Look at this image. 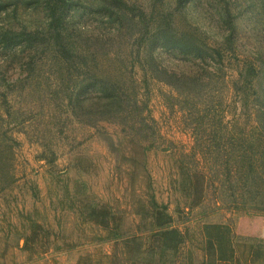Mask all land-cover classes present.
Returning <instances> with one entry per match:
<instances>
[{
  "label": "rangeland",
  "instance_id": "obj_1",
  "mask_svg": "<svg viewBox=\"0 0 264 264\" xmlns=\"http://www.w3.org/2000/svg\"><path fill=\"white\" fill-rule=\"evenodd\" d=\"M54 1L0 0V264H264V212L215 205L202 178L264 127V0H71L58 41ZM22 30L44 41L5 42ZM104 78L144 101V134L96 121Z\"/></svg>",
  "mask_w": 264,
  "mask_h": 264
},
{
  "label": "trees",
  "instance_id": "obj_2",
  "mask_svg": "<svg viewBox=\"0 0 264 264\" xmlns=\"http://www.w3.org/2000/svg\"><path fill=\"white\" fill-rule=\"evenodd\" d=\"M189 0H179V7L186 5ZM118 8L126 12L131 17H141L146 21V26L151 22V17L141 9H137L133 6H128L125 3L119 1ZM71 0H55L49 5L50 12V28L51 34L54 35L55 40H60L63 37V32L66 30L65 20L67 10L72 6ZM142 20V21H143ZM150 21V22H149ZM149 22V23H148ZM160 24V23H159ZM157 25V27L159 26ZM162 27H159L153 32L149 38V41L157 39L161 36ZM167 45H171L176 49H181L182 52L189 55H195L200 58L206 56L217 61H223L224 54L219 48L210 47L204 43L200 44L195 36L188 37L185 35L166 37L163 34V38ZM4 40L6 43L13 45L34 44L36 42H43L44 38L39 32H29L22 30L19 32H6L4 33ZM252 69V75L256 74L254 67ZM101 95L100 101L97 102L96 121L104 120L111 123L121 124L123 131L130 134L140 133L151 127L149 119L143 115L142 110L145 108V103L142 99L134 95L130 96L123 89L118 82L112 83L107 79H102L98 83ZM152 122L153 120L150 119ZM260 125L257 131L256 141H243L238 144L237 147L228 149L225 154V160L222 161L221 166L215 164V172L213 170L210 175H204L205 184L203 187L207 190V194L210 199L214 201L217 206H225V208H232L237 210H248L249 208L255 209L257 212H264V127L260 130ZM135 133H134V132ZM138 131V132H137ZM153 134V131H152ZM253 140V139H252ZM152 143L149 144L151 146ZM147 146L146 149L149 147ZM216 155L219 154L217 151ZM224 157V155L222 154ZM6 167L5 170L2 168ZM198 178H201L198 176ZM10 179V180H9ZM15 176L12 171L7 169L6 163H0V191L7 189L10 181H14ZM211 194V195H210ZM197 199V198H196ZM207 201V198H206ZM216 207V206H214ZM216 227L220 225L214 224ZM153 227V226H152ZM169 226H156V228H164L161 232H174L170 230ZM213 227V225H206V228ZM113 229V228H112ZM170 230V231H169ZM159 231V230H157ZM179 234V233H178ZM205 236H211L210 231L205 232ZM122 234L117 233L115 239L121 238ZM213 238V237H212Z\"/></svg>",
  "mask_w": 264,
  "mask_h": 264
},
{
  "label": "crops",
  "instance_id": "obj_3",
  "mask_svg": "<svg viewBox=\"0 0 264 264\" xmlns=\"http://www.w3.org/2000/svg\"><path fill=\"white\" fill-rule=\"evenodd\" d=\"M251 248H254V247L251 246ZM253 252H254V250H252V253H253ZM242 254H243V255H246V254L248 255V253H245V251H243ZM253 254H254V253H253ZM253 254H252V255H253ZM212 256H213V258H214V260H215V257H216L215 254H213ZM210 260H211V259H209V261H210ZM217 262H219V260H218Z\"/></svg>",
  "mask_w": 264,
  "mask_h": 264
}]
</instances>
